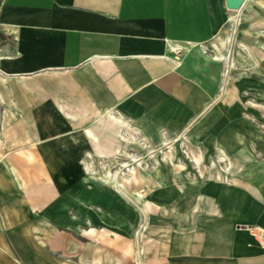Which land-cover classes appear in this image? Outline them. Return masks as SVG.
<instances>
[{
    "label": "crops",
    "instance_id": "crops-1",
    "mask_svg": "<svg viewBox=\"0 0 264 264\" xmlns=\"http://www.w3.org/2000/svg\"><path fill=\"white\" fill-rule=\"evenodd\" d=\"M226 2L0 0V264H12L7 246L27 234L29 219L47 202L52 220L60 222L55 201L62 178L52 168L108 159L98 154L108 149L107 135L97 132L98 147L87 134L103 126L98 120L105 113L155 141L160 132L168 139L218 134V147L235 152L238 119L248 124L252 111L238 115L234 95L220 100L221 66L193 54L191 45L207 48L230 19H241L246 40L264 38V0H246L238 12ZM183 47L191 48L174 59L173 49ZM230 160L238 173L233 184L241 180L247 187L238 192L211 178L199 190L193 233L187 215L177 245L163 247L164 261L264 264V247L254 234L264 223L242 218L264 214L252 211L254 198L264 199V159ZM39 167L48 168V180L20 170ZM242 198L248 205L238 204Z\"/></svg>",
    "mask_w": 264,
    "mask_h": 264
},
{
    "label": "rangeland",
    "instance_id": "rangeland-1",
    "mask_svg": "<svg viewBox=\"0 0 264 264\" xmlns=\"http://www.w3.org/2000/svg\"><path fill=\"white\" fill-rule=\"evenodd\" d=\"M242 25L241 19L228 23L220 36L228 43L221 46L214 41L207 49L209 55H216L218 51L213 47L217 45L226 55L227 60L221 65L220 100L234 95L238 115L240 113L243 117L246 111H252L249 125L238 119L237 141L231 142L235 152L227 154L223 149L228 161L237 158L247 162L264 159V38L252 39L251 42L246 40L241 36ZM189 50V47L176 49L173 51L174 59H182ZM95 131L107 137L114 133L107 123L97 125ZM199 137L190 133L168 139L165 135L173 147L171 149V145L143 141L141 136H136V146L133 147L112 141L109 156H106L108 159L92 165L96 176L85 174L83 166L52 168L62 178L61 197L55 201L60 203V217H56L60 222L56 218L52 220L53 207L47 202L43 210L33 213L35 218L29 219L27 234L23 232L15 238L17 240L13 238L12 244L6 248L5 257L12 264H170L162 259L163 247L177 245L182 233L181 223L187 215L190 232L193 233L195 225L191 218L194 219L199 205V190L212 184L211 178L217 180L218 176L222 178L221 182L217 181L219 183L233 184L238 179L236 172L227 174L230 169L228 162H219L222 148L218 147L216 140L221 136ZM116 146L127 150L137 163L133 164L131 159L124 157L112 158ZM172 155L175 163L186 167L181 176L176 175L175 168L166 163ZM195 157L199 162L194 161ZM46 169L20 170L43 181L49 178ZM133 169L144 182L136 185V194L118 193L116 184L107 180L108 172L117 174L116 180L122 182V177L128 178ZM233 187L243 192L241 188H246L247 183L240 180ZM249 201L242 198L238 204L248 205ZM147 202L161 206V211L144 213ZM253 202L257 205L252 207V211L264 210V199L254 198ZM246 209L250 210L249 207ZM242 218L246 224L255 221L258 226L264 223V214L260 213H247ZM92 228L96 231L95 239L84 232H90ZM254 234L258 235V242L264 247V230L255 228Z\"/></svg>",
    "mask_w": 264,
    "mask_h": 264
},
{
    "label": "bare ground",
    "instance_id": "bare-ground-1",
    "mask_svg": "<svg viewBox=\"0 0 264 264\" xmlns=\"http://www.w3.org/2000/svg\"><path fill=\"white\" fill-rule=\"evenodd\" d=\"M232 21L230 19L229 22H232ZM235 22H238V20H236ZM215 41H218L219 43H221V46L222 45L225 46L226 43H228L227 40L225 41L223 39H220L219 36L216 37ZM191 46H192L193 54H197L199 56H202L206 61H208V62H210V63H212V64H214L216 66H219V65L221 66L227 60L226 59V55H224L225 53L223 54L222 53L223 50L221 52L220 48L217 45H215L213 47V48L217 49V51H218L216 53V55H209L208 49L205 46H193V45H191ZM175 50L176 49L174 48L173 51H175ZM230 65H231V63L229 62V67H230ZM193 72H195V71H193ZM221 75H222V73H221ZM98 123H100L102 125L104 123H107L108 126H111L113 128V131H114V133L112 135H109L110 138L107 137L108 138V149H107V151H98V154H100L101 156H103V158H106V156H109V154H108L109 149H110L109 146L111 145L110 143L112 141L118 142V144L124 142V143L129 144L132 147L133 146H136V136L143 137L144 138L143 141H148V140L150 142L151 141H155L154 139L150 138V136H148L146 134H143L142 133V130L139 127L132 126L128 122L122 120L121 118H118V117L114 116L110 112L109 113H105V116H103L102 118H100L98 120ZM87 134H88L89 138L93 141V143L96 146L100 147V144H99L100 143V138H99L98 134L95 132V130L94 129H88L87 130ZM156 143H164L166 146H170L171 145V143L168 142L165 139V135L163 134V132H160L159 133L158 140L156 141ZM171 148H173L172 145L170 146V149ZM113 150H114V152H113L114 154H113V157L112 158L117 159V158H123L124 157V159L126 158V160L131 159V161L133 162V164L134 163L135 164L137 163L136 158L133 157V156H131V154H129L127 150H122V148L119 147V146L114 147ZM220 154L221 155H220L219 162H223V163H227L228 162L227 167H230V169H228V170L226 169L227 170V174H234V167H233L234 165L232 164V162L230 161V159H229V161L227 160V155L225 154V152H224L223 149H220ZM194 161L195 162H199V159L195 157L194 158ZM166 163L169 166H172L173 169L175 168L176 175H180L181 176L183 174V172L186 171V167L184 165H182L179 162H177V163L174 162L173 155L170 156L168 159H166ZM124 166L126 167L127 164H124ZM8 169H9L11 175L13 176V179L15 181H17V178H16V176H15L14 171L12 170V168L9 167ZM83 171L87 175L96 176V173L94 172V169H93V166L92 165H86V166H84ZM130 173L131 174H130V176L128 178L122 177V182H120V181H117L116 180V179H118L117 178L118 177L117 174L114 175L112 172H108L107 180L109 181V183H115L116 184L117 192L118 193H122V192L123 193L124 192H133L134 193V192H136V185H139L140 183L144 182V179L142 177H139L134 169L131 170ZM221 180H222L221 176H218L216 181H220L221 182ZM134 194H136V193H134ZM161 209H162L161 206H159L157 204H153L152 202H147L146 205H145V208H144V213H150V212L152 213L154 210H160L161 211ZM84 232H85V235L89 236L90 238H92V239H95L96 238V236H95L96 231L93 228H92V230L90 232H87L86 230Z\"/></svg>",
    "mask_w": 264,
    "mask_h": 264
},
{
    "label": "water",
    "instance_id": "water-1",
    "mask_svg": "<svg viewBox=\"0 0 264 264\" xmlns=\"http://www.w3.org/2000/svg\"><path fill=\"white\" fill-rule=\"evenodd\" d=\"M246 0H227V9L232 12H238L242 9Z\"/></svg>",
    "mask_w": 264,
    "mask_h": 264
}]
</instances>
